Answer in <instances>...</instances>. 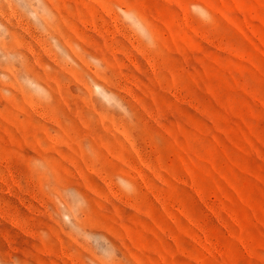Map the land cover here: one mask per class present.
I'll return each mask as SVG.
<instances>
[{
    "label": "rangeland",
    "instance_id": "obj_1",
    "mask_svg": "<svg viewBox=\"0 0 264 264\" xmlns=\"http://www.w3.org/2000/svg\"><path fill=\"white\" fill-rule=\"evenodd\" d=\"M0 3V264H264V0Z\"/></svg>",
    "mask_w": 264,
    "mask_h": 264
},
{
    "label": "bare ground",
    "instance_id": "obj_2",
    "mask_svg": "<svg viewBox=\"0 0 264 264\" xmlns=\"http://www.w3.org/2000/svg\"><path fill=\"white\" fill-rule=\"evenodd\" d=\"M1 4V3H0ZM15 14V13H14ZM16 15H17V13H16ZM15 16V15H14ZM17 17H19V15H17V16H15V18H17ZM21 17V16H20ZM22 19H23V17H22ZM44 19V18H43ZM45 19H46V16H45ZM49 19V18H48ZM47 20V19H46ZM45 20V21H46ZM18 22H20L19 20H17ZM23 21H25V20H23ZM49 22V21H48ZM21 24V23H20ZM22 25V24H21ZM24 25V24H23ZM25 26V25H24ZM29 27V26H28ZM27 28V27H26ZM26 30V29H25ZM38 30V29H37ZM40 43V42H39ZM1 48V47H0ZM54 50V49H53ZM56 50V49H55ZM57 51V50H56ZM31 52H32V50H31ZM53 52V51H52ZM58 52V51H57ZM54 53V52H53ZM60 53V52H59ZM35 55V54H34ZM51 55V54H50ZM35 56H37V55H35ZM53 56V55H52ZM60 56H61V54H60ZM63 57V56H62ZM52 58V57H51ZM54 58H55V56H54ZM35 60H36V57H35ZM54 60V59H53ZM58 60V59H57ZM38 61V60H37ZM32 62V61H31ZM16 67H19L18 65L16 66ZM26 67V66H25ZM27 68V67H26ZM17 69H19V68H17ZM83 70V69H82ZM15 71H16V68H15ZM47 71V70H46ZM84 71V70H83ZM17 74H19L20 76H22V77H25V75H30V73H29V71H28V69H25V68H23V69H21L20 68V71H17ZM32 75V74H31ZM47 76V75H46ZM16 77H18V76H16ZM34 79H35V77H34ZM90 79V78H89ZM17 80H19V79H17ZM15 81V80H14ZM20 81V80H19ZM101 81V80H100ZM22 82V81H21ZM37 82V81H36ZM69 84V83H68ZM21 88H22V90L23 91H25V88L26 87H24V83H22L21 84ZM26 89H28V88H26ZM28 90H30V89H28ZM28 91H26V93H27ZM23 93L24 94V96H25V100H27L32 106H33V108L35 109V110H37V111H39L40 113H42V115L43 116H45V117H48V119L49 118H51V119H53L54 120V118H53V116L51 115V113H50V110L47 108V107H44V106H42L41 108H37L36 107V105H35V101H34V99L35 98H33L32 96H28L27 94L29 93ZM98 93V92H97ZM30 94V93H29ZM34 94V93H33ZM81 95V94H80ZM83 96V95H82ZM38 97V96H37ZM93 97V96H92ZM39 102V101H38ZM38 104V103H37ZM105 105V104H104ZM94 106V105H93ZM95 106H97V105H95ZM32 108V109H33ZM104 110V109H103ZM99 111V110H98ZM124 112V111H123ZM110 113V112H109ZM52 120V121H53ZM59 120V119H58ZM72 120V119H71ZM60 121V120H59ZM54 123H55V121H53ZM123 122V121H122ZM56 124V123H55ZM60 124V123H59ZM32 125V124H31ZM61 125V124H60ZM61 126H63V124L61 125ZM33 127V126H32ZM32 127H31V129H32ZM46 129V128H45ZM66 130H68V129H66ZM88 131V130H87ZM120 131V130H119ZM47 132V131H46ZM66 132V131H65ZM66 133H68V132H66ZM47 134H48V132H47ZM46 134V136L47 137H49V138H51V140H53V141H55V143L56 144H60V143H62V142H64V143H66L67 145H69V146H73V144L69 141V140H71V139H68V137L67 136H65L66 134L63 132V134L61 135L60 133H58V134H48L47 135ZM83 134V133H82ZM68 135V134H67ZM69 136V135H68ZM71 137V136H70ZM73 138V137H72ZM76 139V138H75ZM152 139V138H151ZM150 139V140H151ZM72 141V140H71ZM75 142V141H74ZM49 147H53L52 145H48L47 146V148H49ZM216 148V147H215ZM82 150V149H81ZM214 152V151H213ZM102 153V152H101ZM89 158V157H88ZM92 158V157H91ZM100 159V158H99ZM88 165H90L89 163H88ZM80 166V165H79ZM92 166V165H91ZM94 166H97V165H94ZM90 167V166H89ZM104 169V168H103ZM92 170H96V167L95 168H93L92 167ZM98 170V169H97ZM96 170V171H97ZM69 172V171H68ZM56 173V172H55ZM71 173V172H70ZM108 173V172H107ZM223 175H225V174H223ZM88 178H90L91 180H92V182L93 183H96L95 182V180L91 177V176H87ZM88 178H86V182H87V186H88ZM225 178V177H224ZM88 187H91V188H93L94 190H95V192H97V190H96V188H98V186H94V187H92V184H89V186ZM82 191V190H81ZM100 191V190H99ZM65 193V192H64ZM85 193H87L86 191H85ZM89 193V192H88ZM86 195V194H85ZM90 195V194H89ZM88 195V196H89ZM87 196V195H86ZM91 199V198H90ZM58 202V201H57ZM47 205V204H46ZM72 205H73V203H72ZM89 206V205H88ZM58 209V208H57ZM95 212V211H94ZM98 212V211H97ZM92 213V212H91ZM61 214V213H60ZM90 216V215H89ZM86 220V219H85ZM84 220V221H85ZM90 220V219H89ZM16 221V220H15ZM87 221V220H86ZM62 222V221H61ZM58 225H59V223H57ZM93 224V223H92ZM97 224V223H96ZM82 225V224H81ZM102 225V224H101ZM100 226V225H99ZM103 226V225H102ZM59 227H61V226H59ZM94 228V227H93ZM103 228H104V226H103ZM86 231V230H85ZM27 232V231H26ZM30 232V231H29ZM80 232V231H79ZM54 233V232H53ZM56 234V233H55ZM37 237V236H36ZM38 238V237H37ZM93 246V245H92ZM94 247V246H93ZM87 249H88V247H87ZM91 252V251H90ZM103 261V260H102Z\"/></svg>",
    "mask_w": 264,
    "mask_h": 264
}]
</instances>
